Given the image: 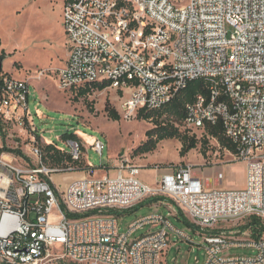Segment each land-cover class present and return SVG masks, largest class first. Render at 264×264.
Wrapping results in <instances>:
<instances>
[{"label":"built area","instance_id":"2783aa9c","mask_svg":"<svg viewBox=\"0 0 264 264\" xmlns=\"http://www.w3.org/2000/svg\"><path fill=\"white\" fill-rule=\"evenodd\" d=\"M177 2L62 0L68 54L54 72L56 86L70 92L108 82L107 89L121 96L123 118L131 120L141 110L162 109L190 82H206L208 95L198 93L186 105L180 129L204 132L220 124L237 147L232 158L245 162L244 187L206 189L190 165L149 185L123 159L113 176L97 177L92 169L61 188L53 175L75 169L42 163L38 143L44 142L28 112L27 78L0 73V136L24 139L30 152L17 155L18 144L3 146L0 139V264H161L168 230L191 241L168 221L177 211L202 236L203 264H264V237L209 233L252 217L264 225V0ZM67 145L72 161L83 159L81 144ZM104 148L94 140L100 159ZM149 199L173 209L139 218L121 232L118 214ZM231 249L254 254L230 255Z\"/></svg>","mask_w":264,"mask_h":264},{"label":"rangeland","instance_id":"374dc122","mask_svg":"<svg viewBox=\"0 0 264 264\" xmlns=\"http://www.w3.org/2000/svg\"><path fill=\"white\" fill-rule=\"evenodd\" d=\"M177 3H183V0ZM67 49L68 42L62 27V0H0L1 74L13 79L27 78L30 84L27 108L33 125L42 137V145L53 144L68 153L69 146L61 140V136L66 133L76 135L83 147V159L94 169L97 177L102 174L113 176L116 165L126 159L138 167L139 177L151 184L158 177L170 174L176 166L190 165L192 176L201 177L206 188L240 189L245 178V162L234 160L211 139H206V153L203 155V134L200 132H185L194 137L198 144L184 157L179 156L181 144L176 140L160 142L153 152L134 156V151L146 141V133L155 126L139 120L137 114L131 120H125L119 107L121 96L112 90L94 91L78 101H75V91H60L54 72L64 66ZM41 72L47 73L37 79ZM106 105L117 112L119 121L108 119L104 112ZM0 139L3 146L15 147L18 144L21 154L30 155L24 139H5L4 136H0ZM95 139L105 143L101 159L92 149ZM77 174L80 172L53 175L52 180L63 188ZM155 213L168 215L169 211L149 200L123 211L118 217L120 231H125L133 221ZM173 214L168 218L170 225L189 236L191 241L186 242L168 230L170 241L161 264H203L202 251L197 246L202 242L200 232L179 220L177 212ZM186 221L190 224V221ZM247 223V219L221 223L209 233L234 231L239 239L257 240L252 237ZM261 226L264 228L262 222ZM148 230L149 226L144 227L133 238ZM260 237H264V232ZM228 254L249 256L254 252L250 249H231Z\"/></svg>","mask_w":264,"mask_h":264},{"label":"trees","instance_id":"16d2710c","mask_svg":"<svg viewBox=\"0 0 264 264\" xmlns=\"http://www.w3.org/2000/svg\"><path fill=\"white\" fill-rule=\"evenodd\" d=\"M108 86H109L108 82H103L99 84H94L90 87H85L76 90L75 101H78V99L90 95L94 91L100 92L106 90ZM198 93H202L205 96L208 95L206 82L202 80L190 82L186 86V88L181 90L168 105H166L160 110L152 111V112H148L144 110L139 111L137 113V118L139 120H144L153 123L155 128L146 133L145 136L146 141L134 151V156L149 154L156 149L157 145L160 142L167 140H176L181 144V148L179 151L180 157H184L190 151L195 150L197 148L198 141H196L194 137H190L185 133V132H189L188 130H181L180 124L184 119L186 105L192 103L194 97ZM104 112L109 120L114 122L120 120L117 112L113 110L109 105L105 106ZM175 125L178 126L176 127ZM200 133L203 134L202 136L203 139L202 146L204 147V150L202 152L203 155L206 153V146H207L206 139L213 140L217 145L220 146L221 149L228 152L229 155L231 156L237 155L238 150L236 145L230 142L224 136L223 129L220 124L216 126L207 127L204 132H200ZM61 140L63 142L73 141L79 144V138L74 134H69V133L63 134L61 136ZM38 147L41 154V161L46 166L67 167L70 165L74 167L75 172H86L88 170L93 169L89 167L83 159L79 161H72L68 153L66 151L58 149L56 145L53 144L40 145L38 143ZM1 152L2 151H0V153ZM15 153L17 155H22L20 150H16ZM157 201H158L157 199H149L150 203H155ZM177 213L180 216V218H178L179 220L185 222L187 225H190L179 211ZM247 227L251 229L253 238H259L261 234L264 232V228L261 226L260 220L253 217L248 219ZM55 264H75V263L60 260Z\"/></svg>","mask_w":264,"mask_h":264},{"label":"crops","instance_id":"0c3cea01","mask_svg":"<svg viewBox=\"0 0 264 264\" xmlns=\"http://www.w3.org/2000/svg\"><path fill=\"white\" fill-rule=\"evenodd\" d=\"M84 160V159H83ZM85 161V160H84ZM86 163V162H85ZM245 174V173H244ZM139 175H140V173H139ZM142 175V174H141ZM82 177V173H80V174H77V176L73 179V181H75V180H78V179H80ZM140 178V177H139ZM140 180L141 181H143L144 183H146V184H149V185H152L150 182H148L146 179H144V178H140ZM244 182H245V178H244ZM244 182H243V185L240 187V189H242L243 187H244ZM154 184V183H153ZM67 185V184H66ZM65 186V185H64ZM206 188V187H205ZM206 189H221V188H216V187H212V188H206ZM163 207H166L167 209H168V211L169 212H171L172 211V207H171V205H169L168 203L167 204H165V205H162ZM178 212V211H177ZM173 213H176V212H173ZM172 213V215L174 216V214ZM181 213V212H180ZM119 215H121V214H119ZM119 217V216H118ZM120 228V227H119Z\"/></svg>","mask_w":264,"mask_h":264},{"label":"water","instance_id":"95a60500","mask_svg":"<svg viewBox=\"0 0 264 264\" xmlns=\"http://www.w3.org/2000/svg\"><path fill=\"white\" fill-rule=\"evenodd\" d=\"M2 61H3V59H2V57L0 56V73H1V71H2Z\"/></svg>","mask_w":264,"mask_h":264}]
</instances>
